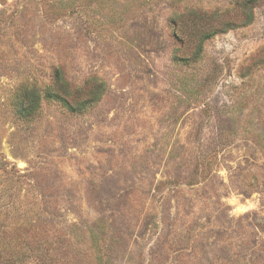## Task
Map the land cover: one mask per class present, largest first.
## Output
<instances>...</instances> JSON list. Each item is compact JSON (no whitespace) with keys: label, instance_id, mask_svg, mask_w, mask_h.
<instances>
[{"label":"rangeland","instance_id":"rangeland-1","mask_svg":"<svg viewBox=\"0 0 264 264\" xmlns=\"http://www.w3.org/2000/svg\"><path fill=\"white\" fill-rule=\"evenodd\" d=\"M213 12L204 23L236 24L194 58L177 25ZM252 14L241 23L236 0H0V240L9 213L55 242L16 264H264V0ZM55 68L70 87L103 81L99 99L76 113L46 97Z\"/></svg>","mask_w":264,"mask_h":264},{"label":"trees","instance_id":"trees-1","mask_svg":"<svg viewBox=\"0 0 264 264\" xmlns=\"http://www.w3.org/2000/svg\"><path fill=\"white\" fill-rule=\"evenodd\" d=\"M258 0H236L239 16L241 17V23H249L253 19L252 14V4ZM197 15V14H196ZM211 17L204 19L202 15H197L191 18H185L181 20V26L177 25L175 30L177 35L187 34L186 36L189 39L195 40L197 50L194 52L193 57H198V53L200 52V47L202 42L207 39L209 36L215 34L218 30L227 29L232 24H236V19H228V20H218L216 23H219V27L216 28L213 24L204 23L207 20H211L212 17L214 20L217 17V13H211L209 15ZM204 21V22H203ZM240 23V22H238ZM191 25V26H189ZM209 25V26H208ZM192 27V31H189V28ZM195 31L196 35L192 38L193 32ZM188 60V59H186ZM67 80L62 76L59 68H55L52 73V77L50 80V84L45 87L44 95L50 99H54L64 105L71 112H82L87 108L88 104H91L99 99L102 93L103 81L92 77L87 80L84 84L80 86H69ZM40 103V93L36 87L30 86L25 87L20 98L17 100V112L24 119H29L34 110L39 106ZM203 159L201 158V163ZM7 218L11 219L12 226L10 230L7 229L6 233H4V240H0V264H16V262H20L26 256L28 249L32 251L42 252L40 255L45 258H50L51 255V245L55 242L51 240V234L49 228L44 229L42 233L36 238V235L40 232L33 226L34 224L30 223V226H23L27 219V217L20 216H9L7 213ZM21 219V220H20ZM33 219V218H32ZM14 221V224H13ZM33 222V220H31ZM5 225H3L4 227ZM33 226V227H32ZM6 227V226H5ZM0 228H2L0 226ZM33 234V242H27L25 240H21L20 237L23 234ZM57 240V237H56ZM68 241L64 242L63 245H67ZM65 247L62 248V252H64ZM44 252V255H43Z\"/></svg>","mask_w":264,"mask_h":264}]
</instances>
